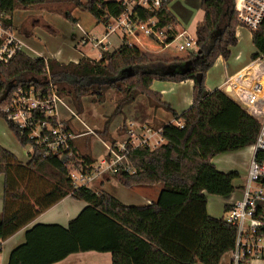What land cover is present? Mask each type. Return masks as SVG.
Returning <instances> with one entry per match:
<instances>
[{
	"label": "trees",
	"instance_id": "obj_1",
	"mask_svg": "<svg viewBox=\"0 0 264 264\" xmlns=\"http://www.w3.org/2000/svg\"><path fill=\"white\" fill-rule=\"evenodd\" d=\"M234 1L201 0L204 16L195 28L196 49L184 58L151 59L140 48L122 42L113 51L102 49L98 60L83 56L78 62L63 63L53 57L32 58L16 48L6 63L0 61V118L22 146L33 147L26 163L0 147V173L4 175L0 239L8 238L67 195L87 203L65 227L42 223L30 227L25 242L11 250L7 264H51L71 253L90 250L110 252L113 264H219L222 256L233 249L235 227L225 217L209 215L206 205L207 194L230 195L238 173L218 170L211 159L252 145L259 123L221 90H208L204 79L215 60L227 59L230 47L237 42ZM49 2L71 4L61 14L73 23L76 19L71 9L76 7L90 12L101 24L107 21L104 15L116 17L123 10L121 3L106 0H0L4 28L12 29L15 9L42 8ZM136 11L142 20L155 17L158 27L172 25L176 30L165 7ZM251 42L255 49L264 51V17ZM2 43L0 37V46ZM189 59L193 60L191 69L181 73V66ZM199 72L200 82L195 79ZM187 79L194 82L192 104L180 115L149 88L153 80ZM30 88L42 95L54 92L59 98L69 96L77 112L82 109V97L93 96L94 101L102 102L105 92L114 89L118 95L114 110L102 129L95 132L103 138L112 119L139 94L147 97L150 106L170 111L182 127L163 124L159 127L163 142L153 148L130 149V169L118 166L114 173L126 187L162 183L157 201L125 205L104 191L74 186L70 164L38 146L29 130L8 119L4 111L19 91ZM32 115L35 120L55 125L53 115L38 111ZM63 124L65 131L78 135L69 122ZM78 137L69 140L71 149L78 152L77 157H69V162L79 164L85 174L93 168L94 159L79 146ZM109 140L113 149L116 141ZM35 180L48 188L39 193L32 187ZM21 183L25 184L23 188ZM224 210H228V204Z\"/></svg>",
	"mask_w": 264,
	"mask_h": 264
},
{
	"label": "built area",
	"instance_id": "obj_2",
	"mask_svg": "<svg viewBox=\"0 0 264 264\" xmlns=\"http://www.w3.org/2000/svg\"><path fill=\"white\" fill-rule=\"evenodd\" d=\"M106 1L121 3L122 12L116 17L104 15L103 19L107 20L103 24L106 32L102 37L86 35L81 39V44L89 43L98 48L105 45L109 35L115 34L121 42L138 48L144 41H149L161 51L170 47L179 52L196 49L195 36H191L186 30L174 31L172 25L158 27L157 18L142 20L136 11L138 8L149 11L167 8L171 0ZM234 9L237 13L235 36H238L236 28H243L253 35L264 17V0H235ZM3 18L0 14V37L3 38L0 61L6 63L19 47L12 29L4 28ZM219 88L259 123L258 134L252 144L253 155L246 182L241 187L240 196L228 204L226 211L225 220L235 227L236 234L233 249L222 256L223 264L264 263V51L254 48L245 66L235 73H226ZM59 101L60 98L54 92L42 95L30 88L27 91H19L4 111L8 119L29 130L30 138H33L38 146L44 147L47 152L70 164L69 176L74 186H90L101 171L114 174L118 166L129 170L127 153L130 149L138 146L153 148L163 142L161 128L149 125L130 128L122 141H117L113 149L110 146L107 153L109 159L106 155L100 160L99 166L93 165L91 171L84 174L79 170V164L69 162L70 156H78V152L71 149L69 140L80 135L65 131L64 122L57 116L56 107ZM35 111L43 112L45 116L53 115L55 125L45 120H35L32 115ZM173 124L179 127L183 125L179 120ZM29 145L33 151L32 145ZM1 241L0 239V248Z\"/></svg>",
	"mask_w": 264,
	"mask_h": 264
},
{
	"label": "crops",
	"instance_id": "obj_3",
	"mask_svg": "<svg viewBox=\"0 0 264 264\" xmlns=\"http://www.w3.org/2000/svg\"><path fill=\"white\" fill-rule=\"evenodd\" d=\"M184 1L187 2L188 4L186 3L184 5L179 0H171L167 5V10L174 19L176 30L178 31L186 30L188 34H190L188 30L189 25L191 24V22L192 23L200 22L203 19L204 12L200 8L201 0H184ZM22 10L23 11L20 12L18 20H15L14 18L15 16L14 14L18 11V9H15L12 13V32L15 37V40L17 41L19 49H21L24 53H26L28 56L32 58L53 57L56 60L63 63L78 62L81 57L88 56L84 54V49H83L84 47L80 45L81 39L84 38V36L86 35H92L98 37L97 35L90 34L89 33L90 30L89 31L85 30L80 25L79 22H76L75 23L76 35L75 33H71L69 35V32H66V37H70L66 39L67 42H63L62 44H60L52 36H49L52 38H48L47 44L46 45L42 44L41 42H39L40 38H37L38 29L34 27L42 24L47 25L48 26L47 28L49 30H51L54 34H58V32H56L55 29H53L52 25L49 24L52 23V15H54V13H51L47 9H42V8L41 9L22 8ZM72 17L76 19V21H78L80 15H75ZM57 23L59 22L57 21ZM191 36H195V34L194 35L191 34ZM79 38H80V43L78 42ZM117 38L119 39L121 44L122 43L121 39L119 37ZM236 39L237 40L239 39V35L236 37ZM87 44L89 43L82 45H87ZM120 44L117 47H119ZM79 45L81 47H79ZM148 46L150 47V49L148 48ZM117 47L112 48L111 45H109V42H107L103 46V49L113 51ZM232 47H230V51ZM140 49L143 52H145L147 55L154 56V58L156 59L168 58V56L169 58L170 56L172 57L175 56L180 58L185 57V54L182 53H180L179 55L178 54L174 55L171 51L170 52H167L166 50L161 51L157 47L151 46L149 41H144ZM218 58L221 59L222 57H218ZM243 66H245V64ZM243 66L233 70L231 73L228 74L235 73ZM226 73L227 72H225V74ZM193 85L194 82L193 80L190 79L177 81V82L174 81L161 82V81L153 80L149 88L151 91L158 93L161 96V100L169 104L171 109L175 111L178 115H180L182 112L187 110L192 104ZM207 85H208L207 87L208 90H214V89L220 90V88H217L218 86H214V84L212 85L207 84ZM108 92L110 91L105 92L104 96ZM65 100L72 104L71 98L69 96H63L60 98V101L56 107L58 119L63 122H69L70 127L80 135L77 138V142L79 146L81 148L82 147L86 148V150L89 152L90 156L94 159V161L97 160V156L100 153L104 158L109 152L111 146L109 138L113 139L116 142L122 141L125 137L126 131L130 128H138V127H142L143 125H149L152 127L159 128L163 124L176 123L177 121L170 111H167L162 107L155 108L150 106L147 97L144 94H139L130 104L124 106L120 114L116 115L112 119L111 123L108 126V130L105 135L106 137L103 138L101 136H98L95 133V130H93V128H91L88 124L80 120V118L77 117L72 107L68 106ZM86 100L87 102H85ZM109 101L112 102V104H114L113 106L114 108L115 99L112 97ZM107 102H108L107 99L106 100L104 99L102 102L98 103L92 100V96L82 97V106L84 103H87L90 105H96L99 107V109H101V106H104L105 103ZM72 117H75L77 121L72 120L71 119ZM105 118H103L104 121L106 120ZM3 120L4 119L0 121V129L2 131L3 136L10 143V146L7 147L11 148L13 146L11 140L9 139L10 137L9 134H11V130L9 129L6 121ZM1 144L3 143L0 141V145ZM96 146L99 148L98 150H95ZM23 147L26 148L25 154L27 158L25 160H21V159L19 160H21L22 163H26L30 159V153L32 150L29 144L24 145ZM11 152L14 153V151ZM229 152L220 153L214 156L212 158V163L214 164V166L218 164L216 165V168L220 171L237 172V168L235 164H230V165L222 164V166H220L223 159L222 156L225 155V153H229ZM252 155H253V148L247 159L248 161L247 171L245 170L242 176L239 178L240 181L238 185H241V187L246 182ZM237 173L239 177V172ZM235 179L232 181L233 186ZM162 186H163L162 183H156V184H138V185H132L126 187L120 184L117 178L114 176V174L110 173L109 171H101L96 176L95 180L90 184V187L110 194L119 202L125 205H147L156 202L160 194V191L162 189ZM3 189H4V175L0 173V213L2 210V203H3V191H4ZM233 197H234L233 194L225 196V198L227 199L226 204H230L235 199ZM86 205L87 203L85 201L78 200L73 198L71 195H67L64 198H62L60 201L52 205L51 207L37 214L35 218L26 226H24L23 228L19 229L8 238L1 241L0 264H7L11 250L16 246L25 242L26 239L25 234L30 227L38 223L59 224L65 227L67 226L69 221L74 217H76L78 213ZM206 209L208 214L209 213L212 214L211 212H209L210 208L208 207V205H206ZM51 264H113V262H112V254L110 252H98V251L90 250V251L71 253L68 256H66L64 259Z\"/></svg>",
	"mask_w": 264,
	"mask_h": 264
},
{
	"label": "rangeland",
	"instance_id": "obj_4",
	"mask_svg": "<svg viewBox=\"0 0 264 264\" xmlns=\"http://www.w3.org/2000/svg\"><path fill=\"white\" fill-rule=\"evenodd\" d=\"M179 1H181L184 5L187 3L184 0H179ZM70 5L68 3L67 4H63V3L54 4V3L49 2V4H46V7H42V9H47L51 13H54V15H52V23H49V24L52 25L53 29H55V31L58 32V34H54L51 30H49L47 28L48 27L47 25H43V24L37 25L34 28L38 29L37 38H40L39 42L46 45L48 42V38L53 37L56 41H58L60 44H62L63 42H67V40H66L67 38H70V37H66V32H69V35L71 33H75V29H76L75 23H73L71 20L66 19L61 14L65 10L69 9ZM34 9H37V8H34ZM39 9H41V8H39ZM22 11H23L22 8H18V11L14 14L15 20L19 19L20 12H22ZM71 15L72 16L80 15V18L76 22H79L80 25L85 30H87V31L90 30V32H89L90 34L97 35L98 37H102V35L106 32L105 26L101 23H96V18L88 11H84V10H81V9L76 7V8L71 9ZM57 21L59 23H57ZM196 25H197V23H195V22H193V23L191 22V24L189 25L188 30H189L190 35L195 34ZM236 29L239 32V34H238L239 39L237 40L236 44L232 47L229 57L227 59H223V58L219 59L218 58L217 60H215L212 67L206 72L205 79H204V83H205L206 87H208L207 84H209V85L214 84V86H218L217 88H219L221 83L223 82L225 72L231 73L233 70H235V69L243 66L244 64H246V62L249 60L250 56L254 52V46L251 42V36H252L251 33L249 31L243 29V28H236ZM75 35H76V33H75ZM49 36H52V37H49ZM91 36L92 35H90V37ZM78 42L80 43V38H79ZM107 42H109V45H111L112 48H115L120 44V41L115 34H111L107 38V41L105 40V44ZM45 45H43V46H45ZM80 45L84 47L83 48L84 54L90 56L92 59H98L100 57L101 50L103 49V46H104V45H102L98 48H96V47L93 48L91 46V44H87V45L80 44ZM80 45H79V47H81ZM150 45L155 46L151 43H150ZM148 48L150 49L149 46H148ZM166 51L167 52L171 51L174 55H176V54L179 55L180 53H182V54H185V57L188 55L189 52H191V51L179 52L176 50H172V47H170ZM237 55H239V57H237ZM148 56L151 59H156V58H154V56H151V55H148ZM173 57H175V56H173ZM173 57L170 56V58H173ZM168 58H169V56H168ZM157 81L172 82V81H168V80H157ZM174 82H177V81H174ZM107 91H110V92H108L104 96V99L105 100L107 99L108 102L105 103L104 106H101V109H99V107L96 105H90V104L84 103L81 111L77 112L73 104H71L70 102H68L66 100L65 101L68 104V106L72 107V109L76 113L77 117L80 118V120H82L83 122L88 124L91 128H93V130H95V132H99L101 127L103 126V123H104L103 118H105V117L107 118V116L111 115L113 110H114V108H113L114 104H112V102H110L109 100L112 97L116 100V97L118 96L117 93L114 91V89H108ZM92 100H94L93 96H92ZM85 102H87V100ZM2 119L0 121H2ZM71 119L74 121H77V119L75 117H72ZM9 136H10L9 139L11 140V142L13 144V146L11 148L7 147V146H10V143L3 136L2 131L0 129V141L3 143V144H1L2 146L0 145V147L4 148L10 152L14 151L15 154L13 152H11V153H13L18 160L19 159L25 160L27 158V156L25 154L26 148L23 147L19 143V141L17 140V138L15 137V135L12 131H11V134H9ZM98 149L99 148L96 146L95 150H98ZM251 150H252V146H247V147L241 148V149L236 150V151H230L229 153H225V155L222 156L223 159H222L220 166H222V164H225V165L226 164H229V165L235 164V166L237 168V172H239V177L236 178L235 182H234V186H235L234 191L231 193L234 195L233 198H235V199L238 198L239 195L241 194L240 193L241 185H238V183L240 181L239 178L242 176V174L245 170L247 171V163H248L247 159L250 155ZM101 158H103V157H102V154L100 153L97 156V160L94 161L95 166L100 165ZM21 160H19V161H21ZM211 162H212V159H211ZM216 165H218V164H216ZM216 165H215V167H216ZM44 181L47 182V180H45V179H44ZM19 185L21 188H23V186L25 184L21 183ZM78 186H79V184H78ZM32 187H35V190H37L39 193L42 192L41 190H45L48 188L46 183H44L42 181H37V180H35V182H33ZM226 202H227V199L225 198V196H219V195H215V194H207V205L210 208L209 212H211L212 214H215V215H212L209 213V215L215 216V217L217 216L216 218L225 217L226 211L224 210V206H225ZM219 264H223V257H222ZM257 264H264V263L258 262Z\"/></svg>",
	"mask_w": 264,
	"mask_h": 264
},
{
	"label": "water",
	"instance_id": "obj_5",
	"mask_svg": "<svg viewBox=\"0 0 264 264\" xmlns=\"http://www.w3.org/2000/svg\"><path fill=\"white\" fill-rule=\"evenodd\" d=\"M200 52V50H198V53ZM193 63V60L189 59V60H186L183 65L181 66L180 68V72L181 73H185L187 71H189L191 69V65ZM195 79L200 82L202 80V73H196L195 74Z\"/></svg>",
	"mask_w": 264,
	"mask_h": 264
}]
</instances>
